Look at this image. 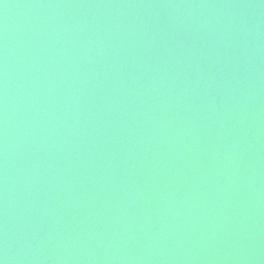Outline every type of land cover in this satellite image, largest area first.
Masks as SVG:
<instances>
[{
	"label": "bare ground",
	"instance_id": "obj_1",
	"mask_svg": "<svg viewBox=\"0 0 264 264\" xmlns=\"http://www.w3.org/2000/svg\"><path fill=\"white\" fill-rule=\"evenodd\" d=\"M0 264H264V0H0Z\"/></svg>",
	"mask_w": 264,
	"mask_h": 264
}]
</instances>
